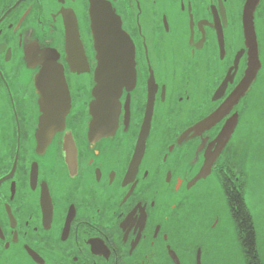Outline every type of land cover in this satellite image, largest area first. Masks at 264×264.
Wrapping results in <instances>:
<instances>
[{
    "label": "flooded vegetation",
    "instance_id": "af4514ba",
    "mask_svg": "<svg viewBox=\"0 0 264 264\" xmlns=\"http://www.w3.org/2000/svg\"><path fill=\"white\" fill-rule=\"evenodd\" d=\"M105 1L133 41L136 85L123 92L117 128L99 135L91 111L97 54L90 0H0V264H197L217 211L195 218L207 234L203 250L199 239L179 243L171 231L166 247L165 221L175 215L191 228L189 210L209 193L213 176L225 196L242 191L231 144L247 97L209 129L194 128L245 76L247 0H191L194 37L179 0ZM52 63L64 80H38ZM67 90L69 112L52 132V113L67 104ZM234 115L237 129L211 176L192 184ZM166 201L176 203L175 214Z\"/></svg>",
    "mask_w": 264,
    "mask_h": 264
},
{
    "label": "water",
    "instance_id": "95a60500",
    "mask_svg": "<svg viewBox=\"0 0 264 264\" xmlns=\"http://www.w3.org/2000/svg\"><path fill=\"white\" fill-rule=\"evenodd\" d=\"M261 1L247 0L244 7L243 30L249 60L243 80L227 99L223 107L206 121L196 126L194 131L209 129L220 119L229 115L230 111L249 95L256 83L258 74L262 69V63L260 61L259 44L255 28V15ZM89 15L97 54V68L95 70L97 85L94 89L95 101L91 106V111L95 116V129L98 134L108 135L117 128L121 108L120 99L124 90L130 92L136 85L135 47L132 39L123 29L121 18L116 14L110 3L105 0H90ZM71 65L75 67L73 64ZM47 78H51L50 80H64L63 68L56 63L46 66L38 80H47ZM67 94V104L65 105L62 100V103H59L60 105L58 106L59 109L63 104L65 110L54 114L57 109L52 113L50 125L52 132L60 130L59 124L65 122L66 115L69 112L70 97L68 90ZM53 114L56 118L53 117ZM49 120L47 117L46 124H48ZM55 121L58 124H54ZM238 123V115H234L226 122L213 144L215 151L212 150L207 153L205 165L194 179V185L198 181L205 180L211 176L213 165L230 143ZM235 142L231 144V153H233V160L238 163V156H234ZM197 264H202L201 251L198 254Z\"/></svg>",
    "mask_w": 264,
    "mask_h": 264
},
{
    "label": "rangeland",
    "instance_id": "374dc122",
    "mask_svg": "<svg viewBox=\"0 0 264 264\" xmlns=\"http://www.w3.org/2000/svg\"><path fill=\"white\" fill-rule=\"evenodd\" d=\"M255 28L262 69L252 91L242 103L244 114L235 145L238 149L237 166L246 184L245 199L256 229L257 251L264 263V0L255 15ZM210 180L213 181L208 184L209 193L194 203L203 206V215L217 211L220 216L216 228L207 233L211 238L206 242L203 261L206 264H248L221 183L215 176Z\"/></svg>",
    "mask_w": 264,
    "mask_h": 264
},
{
    "label": "snow or ice",
    "instance_id": "6c2138e0",
    "mask_svg": "<svg viewBox=\"0 0 264 264\" xmlns=\"http://www.w3.org/2000/svg\"><path fill=\"white\" fill-rule=\"evenodd\" d=\"M170 3L175 4L176 0H169ZM185 6L187 7V11L189 13V21H190V27L193 29L192 31V36H195V22L192 20V3L191 0H179V5L177 8L178 12H183L185 9ZM164 23L165 26L167 27L168 24V17L167 14L164 16ZM2 51V50H0ZM192 55L194 56L195 53L193 52ZM180 64L181 61L177 60V71H176V82L178 83L179 80V68H180ZM168 87L167 84L164 87V91L167 92ZM155 97V91H153V98ZM165 159H167L165 157ZM194 163V161H193ZM9 171H12L14 173L13 169H9ZM5 176H7V173H5ZM168 180L171 181V175H168ZM0 183H3V178H0ZM183 183L182 181L180 183H177L174 188H173V192H179L180 191V184ZM195 181L192 182V184H194ZM192 184L188 185V190L190 191L192 188ZM153 207H156V199L155 197L153 198V200L151 201ZM165 207H171L173 214H175L176 212V208L177 205L176 203L173 201L171 202V204H169L167 201L165 202ZM202 210H203V206L199 205V204H195L191 207V209L189 210L188 215L191 216L193 218V224L191 226V228L186 225L185 223H183L178 217H175V215H173L172 218L166 220V223H169L171 225V228L169 230L164 231L163 233H160V229L157 228L156 232L160 233L162 235V239L165 242H168L166 244V247L170 248L171 247V243L173 241H171L169 239V232L171 231L173 233V235L176 237V240L179 243H193L195 242L197 239L200 240V243H197V247L201 248V250H203L202 245L204 243V240L207 236V234H202L200 233L197 228H196V224H195V218H198L202 215ZM219 216H217L216 221L211 225V227L214 229L216 227L217 224H219ZM7 247H10V244H7ZM209 248H211V245H209Z\"/></svg>",
    "mask_w": 264,
    "mask_h": 264
},
{
    "label": "trees",
    "instance_id": "16d2710c",
    "mask_svg": "<svg viewBox=\"0 0 264 264\" xmlns=\"http://www.w3.org/2000/svg\"><path fill=\"white\" fill-rule=\"evenodd\" d=\"M242 191L237 195L227 192L226 197L230 205L231 211L234 214L237 231L240 240L247 255L248 264H264L258 255L257 251V234L254 226L253 217L245 202V181L242 178Z\"/></svg>",
    "mask_w": 264,
    "mask_h": 264
}]
</instances>
